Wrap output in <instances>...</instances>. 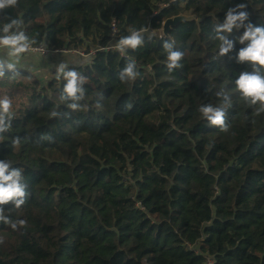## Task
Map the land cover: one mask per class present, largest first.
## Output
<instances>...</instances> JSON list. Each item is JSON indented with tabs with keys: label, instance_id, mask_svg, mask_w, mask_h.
<instances>
[{
	"label": "trees",
	"instance_id": "obj_1",
	"mask_svg": "<svg viewBox=\"0 0 264 264\" xmlns=\"http://www.w3.org/2000/svg\"><path fill=\"white\" fill-rule=\"evenodd\" d=\"M167 4L17 0L0 10V36L15 19L19 26L8 35L23 31L33 46L86 55L144 30L143 46L124 57H56L86 65L65 68L84 80L79 110L61 100L62 75L42 79L23 61L15 71L5 67L0 98L12 99L14 115L0 134V160L22 170L26 198L20 209L2 207L26 224L13 230L0 223V264H264V112L235 83L253 73L239 60L248 45L240 37L249 23L264 26V0H179L161 8ZM229 9L248 20L218 34ZM177 17L195 20L158 38ZM218 35L234 44L226 56ZM165 43L183 53L172 72ZM3 58L12 63L8 52ZM129 60L140 74L122 82ZM225 94L227 133L199 111L222 106Z\"/></svg>",
	"mask_w": 264,
	"mask_h": 264
},
{
	"label": "clouds",
	"instance_id": "obj_2",
	"mask_svg": "<svg viewBox=\"0 0 264 264\" xmlns=\"http://www.w3.org/2000/svg\"><path fill=\"white\" fill-rule=\"evenodd\" d=\"M17 0H0V10L8 7L15 6ZM238 9H245L246 5H237ZM236 9H229L226 16V21L222 27L217 26L216 31L232 33L233 29L245 26V21L248 20V13L240 11L239 14H235ZM19 21L13 19L11 23L5 25L4 32L6 35L0 36V47L7 48L8 56L15 57L19 60L22 54L28 53L30 50V43L28 37L23 31H18L11 35L7 33L16 26H19ZM144 30H132L131 34L122 37L119 43L115 46L121 55L126 54V49L136 50L143 46L142 32ZM217 39L220 43V55L226 56L233 50L234 44L229 42L227 37L218 35ZM240 42H248L246 48L239 51V60L241 62H250L253 66V73L247 72L241 73L239 78L235 81L236 86L246 103L249 105H259L258 112H264V74H261V69H264V26L253 27L250 23L247 25L246 30ZM164 48L167 52V70L172 72L175 69L181 67L180 61L183 58V53L180 51H173L172 45L165 43ZM7 67L10 71H15L16 64L5 60H0V78L4 77V69ZM137 64L134 60L126 62V66L119 73V79L122 82L135 81L139 76ZM63 76L66 84L64 85L63 94L61 96L62 101L71 100L72 103L67 106L72 110H79V101L85 99V89L83 88L84 80L78 75L75 70L65 71V66L61 65L57 75V79ZM221 93H217L220 96ZM231 101L225 94L223 96L222 106L202 105L199 108L203 117L210 122L212 126H216L221 132H229V125L226 123V109ZM13 101L11 98L4 96L0 98V134L8 131L11 127L10 123L6 124V121L13 119ZM57 113L53 112L52 116H56ZM14 145H19L20 139L17 137L13 141ZM22 170L13 168L11 162L0 160V223L9 225L13 230H16L18 226H24L26 221L18 220L12 221L10 217L5 215V205L13 204L16 209H20L25 204L26 198V185L23 183ZM0 243H3L0 240Z\"/></svg>",
	"mask_w": 264,
	"mask_h": 264
},
{
	"label": "built area",
	"instance_id": "obj_3",
	"mask_svg": "<svg viewBox=\"0 0 264 264\" xmlns=\"http://www.w3.org/2000/svg\"><path fill=\"white\" fill-rule=\"evenodd\" d=\"M179 0H168V4L161 7V8H166L172 4L177 3ZM182 1V0H181ZM112 39H115V36L117 34L115 28L113 29L112 32ZM158 38L160 39H164L163 35H162V31L158 34ZM31 45V44H30ZM9 50L7 48L4 47H0V55L3 52H8ZM97 52H105V53H113V52H118L120 53L118 50H116L115 45L109 44L106 47H101L99 45H97L95 48L91 49L89 51V54L86 55V50H77V51H70L68 49H55V48H49L47 45H41V46H33L31 45L30 50L28 53L22 54L19 58V60H17V58L12 57V63L15 64H22V61L25 59V57L27 56H34V57H40L43 59H48V57H77L79 59H84V60H88L90 57L89 56H94ZM121 55V53H120ZM122 57H124V55H121ZM189 250H194V247H188ZM196 255L198 256V252L195 251ZM208 264H212L211 262H208Z\"/></svg>",
	"mask_w": 264,
	"mask_h": 264
},
{
	"label": "crops",
	"instance_id": "obj_4",
	"mask_svg": "<svg viewBox=\"0 0 264 264\" xmlns=\"http://www.w3.org/2000/svg\"><path fill=\"white\" fill-rule=\"evenodd\" d=\"M1 57V55H0ZM2 60H5L4 58ZM32 60H39L38 58H34L27 60L26 65L28 69H37V67L34 65ZM45 65L44 67L40 70V72L46 73V75H52L53 73L59 72V68L61 65H64L65 68H67L70 65H77L80 62V60L77 59H71V58H49L44 60Z\"/></svg>",
	"mask_w": 264,
	"mask_h": 264
},
{
	"label": "rangeland",
	"instance_id": "obj_5",
	"mask_svg": "<svg viewBox=\"0 0 264 264\" xmlns=\"http://www.w3.org/2000/svg\"><path fill=\"white\" fill-rule=\"evenodd\" d=\"M34 56H27L25 57V59L23 60V67L24 68H28L27 65H26V61L27 60H30V59H33ZM34 58H38L39 60H32V62L34 63V65L37 67V69H31L32 72H35L40 78L44 79V78H51V77H57V73H53L52 75H46V73L44 72H40V70L44 67L45 65V62L43 60V58H40V57H34ZM78 66L82 67L83 69L85 68V63L84 62H81L79 64H77Z\"/></svg>",
	"mask_w": 264,
	"mask_h": 264
},
{
	"label": "water",
	"instance_id": "obj_6",
	"mask_svg": "<svg viewBox=\"0 0 264 264\" xmlns=\"http://www.w3.org/2000/svg\"><path fill=\"white\" fill-rule=\"evenodd\" d=\"M194 20H195L194 18L177 17V18H173V19L166 21L163 25V30H162L163 38L168 39L170 36L171 30L175 28L177 25L184 23V22L191 23Z\"/></svg>",
	"mask_w": 264,
	"mask_h": 264
}]
</instances>
